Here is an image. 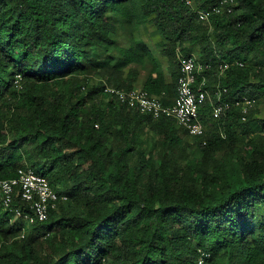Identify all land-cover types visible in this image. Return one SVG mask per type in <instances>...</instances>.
Instances as JSON below:
<instances>
[{
    "label": "trees",
    "instance_id": "1",
    "mask_svg": "<svg viewBox=\"0 0 264 264\" xmlns=\"http://www.w3.org/2000/svg\"><path fill=\"white\" fill-rule=\"evenodd\" d=\"M195 49L202 137L104 94L171 105ZM220 90L254 105L216 119ZM262 103L264 0H0V181L30 167L67 197L33 223L0 197V264H264Z\"/></svg>",
    "mask_w": 264,
    "mask_h": 264
},
{
    "label": "built area",
    "instance_id": "2",
    "mask_svg": "<svg viewBox=\"0 0 264 264\" xmlns=\"http://www.w3.org/2000/svg\"><path fill=\"white\" fill-rule=\"evenodd\" d=\"M185 4L194 8L198 0H183ZM215 12H220L214 8ZM200 20H208L210 12L199 9L197 11ZM180 64V74L178 78V90L175 101L171 105H164L160 100L150 97L142 89H134L125 92L115 88L107 87L104 94L109 98H114L129 108L137 109L143 114L151 115L158 119L161 117H171L177 124L185 128L189 135L195 138L206 134V127L200 118L201 106L210 96L207 90L208 77L203 74L211 68L210 65H203L198 57L193 54L183 56L178 55ZM242 66V64L240 63ZM229 68V64L220 66L221 72ZM201 79V81H199ZM197 87V88H196ZM223 91L216 92L218 105L214 107L213 116L220 119L225 112L230 111L233 106H243V114L246 115L254 102L244 98L243 101H236L234 104L225 102ZM245 120V117L244 119ZM15 196H20L27 204L29 212H24L19 208H11ZM0 197L5 210L11 211L16 218L23 217L30 223L35 221H46L51 210H56L58 206L67 200L66 196H60L52 187L49 179L38 173L33 168H21L15 178L0 181ZM31 211V212H30ZM209 255L204 254L200 264L204 263V258Z\"/></svg>",
    "mask_w": 264,
    "mask_h": 264
},
{
    "label": "rangeland",
    "instance_id": "3",
    "mask_svg": "<svg viewBox=\"0 0 264 264\" xmlns=\"http://www.w3.org/2000/svg\"><path fill=\"white\" fill-rule=\"evenodd\" d=\"M153 39L157 40L158 38L155 37L153 30H150L149 34L148 33L145 34V40L150 45V47L154 48L155 46L153 43ZM191 54H193L196 57H198V55H199L198 50H196V49L193 50V52ZM260 110H261V116L264 118V104L263 103L261 104Z\"/></svg>",
    "mask_w": 264,
    "mask_h": 264
},
{
    "label": "crops",
    "instance_id": "4",
    "mask_svg": "<svg viewBox=\"0 0 264 264\" xmlns=\"http://www.w3.org/2000/svg\"><path fill=\"white\" fill-rule=\"evenodd\" d=\"M140 89V88H139ZM143 91H145V90H143ZM150 97H154V96H151L147 91H145ZM154 98H156V99H158L157 97H154ZM158 100H160V99H158ZM161 101V100H160ZM162 102V101H161ZM162 118V117H161ZM159 119V118H158ZM203 122V121H202ZM207 131V130H206ZM195 138V137H194Z\"/></svg>",
    "mask_w": 264,
    "mask_h": 264
}]
</instances>
